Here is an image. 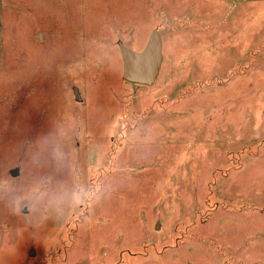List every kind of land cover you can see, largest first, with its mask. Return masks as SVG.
<instances>
[{
    "label": "rangeland",
    "instance_id": "rangeland-1",
    "mask_svg": "<svg viewBox=\"0 0 264 264\" xmlns=\"http://www.w3.org/2000/svg\"><path fill=\"white\" fill-rule=\"evenodd\" d=\"M0 264H264V0H0Z\"/></svg>",
    "mask_w": 264,
    "mask_h": 264
},
{
    "label": "water",
    "instance_id": "water-1",
    "mask_svg": "<svg viewBox=\"0 0 264 264\" xmlns=\"http://www.w3.org/2000/svg\"><path fill=\"white\" fill-rule=\"evenodd\" d=\"M124 59V78L126 81L140 85L152 84L160 67L159 38L153 35L140 54L125 52Z\"/></svg>",
    "mask_w": 264,
    "mask_h": 264
}]
</instances>
